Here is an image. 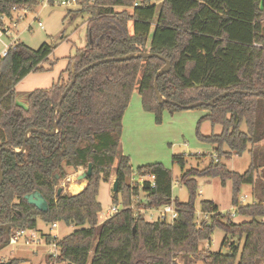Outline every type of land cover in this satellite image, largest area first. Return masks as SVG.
<instances>
[{
	"label": "trees",
	"instance_id": "1",
	"mask_svg": "<svg viewBox=\"0 0 264 264\" xmlns=\"http://www.w3.org/2000/svg\"><path fill=\"white\" fill-rule=\"evenodd\" d=\"M78 1L81 6L71 10L89 15L87 43L56 82L29 93L27 107L16 102L15 86L29 73L45 71L43 63L55 46L44 42L32 49L19 42L0 60V150L11 148L0 152V250L16 230L35 229L41 219L45 224L58 221L75 227L59 240L57 263L264 264V93L255 94L264 91V0ZM38 4L39 0H0V17L10 15L13 6L34 9ZM141 51L170 61V70L157 78L158 91L169 102L160 104L153 87L156 72L165 64L162 59L105 62L76 77L61 104L54 133L30 132L24 151H12L23 145L29 129L53 130L72 62L80 70L100 59ZM135 88L142 108L152 112L157 123L164 109L172 113L231 91L212 106L195 107L208 111L198 120L197 137L214 146L218 160L211 157L203 169L191 168L180 175L189 193L186 201L172 199V173L160 162L136 169L140 175L153 174L154 187L131 186L127 181L132 166L129 156L120 152L119 142L123 115ZM202 121L220 125L221 132L203 135L199 132ZM245 151L251 162L242 174L231 171L218 157ZM171 162L182 169L186 156L173 154ZM89 163L91 175L81 192L57 194L55 186L68 168H87ZM112 169L119 182L114 202L120 193L126 207L142 192L140 205L160 207L173 202L177 218L150 221L126 207L98 223L99 186ZM199 175L219 177L222 185L232 181L235 204L239 185L253 186V202L236 210L241 219H228L214 201L202 200L200 210L206 218L197 223L194 198ZM34 191L47 201L46 212L25 200ZM215 228L224 232L220 246L226 252L201 245L203 241L210 244Z\"/></svg>",
	"mask_w": 264,
	"mask_h": 264
},
{
	"label": "rangeland",
	"instance_id": "2",
	"mask_svg": "<svg viewBox=\"0 0 264 264\" xmlns=\"http://www.w3.org/2000/svg\"><path fill=\"white\" fill-rule=\"evenodd\" d=\"M34 11L11 12V16L4 19L5 24L9 25L11 29L7 33L8 35L3 33L0 37V55L4 44L9 43L15 36H17L16 41L32 49L38 48L44 42L55 46L48 57V61L43 63L46 70L29 73L15 86L16 102L23 107H27L29 93L35 89L49 88L52 83L56 82L66 69L69 61L76 55L77 50L87 43L86 21L89 15L86 12L76 14L74 10L60 6L42 9L35 7ZM20 15H24L23 19H18ZM36 15L43 28L37 25L38 21L34 19ZM11 19L17 21L15 27L11 26ZM28 25H31V29H26ZM64 77L66 79L67 75L65 74ZM131 112L138 113V115L132 122H129L127 117ZM206 112L207 110L203 108L182 109L172 113L164 109L161 114V121L157 123L152 112L142 109L141 97L135 88L123 117L125 122L119 142V150L120 147L122 150L124 149L123 142L125 143L126 149L123 153L129 156L132 172H136L137 167L146 165L147 162H160L172 173V199L176 198L181 202L186 201L189 193L186 186L180 181V175L191 168L203 169L211 162V157L213 158L216 155L212 144L200 141L197 137L198 120ZM241 128L245 131L244 125ZM199 132L203 135L219 133L221 132V126L202 121L199 125ZM223 149L227 150V147L224 146ZM173 154H184L186 156L184 168L181 169L179 165L172 164L171 156ZM218 157L220 162H223L231 171L239 174L244 173L251 162L248 151L232 154L228 158L223 155ZM71 170L68 168L67 174ZM113 178L114 169H112L110 176L100 183L97 199L101 204V212L97 215L98 223L102 222L101 218L107 209L121 203L120 193L117 194V202H114L111 197L110 188ZM196 180L197 187L194 198L196 215L200 213V201L202 200L214 201L222 210L220 211L226 214L234 212L233 207L236 204L231 200L233 193L232 181L227 180L222 185L219 177L200 175L196 177ZM127 181L131 185L130 177ZM80 184L83 188L86 182L81 181ZM252 190L253 186L251 184L243 183L239 185L236 193L237 198L239 199L244 195L247 197L243 205L253 202ZM143 199L144 194L140 192L139 198L132 197L128 206L132 205L136 208L140 206ZM234 219L239 220L241 217L234 212ZM74 229L73 225L64 222H59L57 227L51 229L41 219H37L36 228L33 231L35 236L39 237L40 243H43L42 236L45 234L55 233L58 238H62ZM223 236L224 232L221 228L213 230L211 249L218 250L221 247L220 243ZM203 244L204 242L201 243V245ZM47 249L46 246L35 247L22 243L7 245L0 250V263L11 259H20L17 264H50L51 260L49 261L47 257ZM221 251L226 252V248L221 247Z\"/></svg>",
	"mask_w": 264,
	"mask_h": 264
},
{
	"label": "built area",
	"instance_id": "3",
	"mask_svg": "<svg viewBox=\"0 0 264 264\" xmlns=\"http://www.w3.org/2000/svg\"><path fill=\"white\" fill-rule=\"evenodd\" d=\"M136 5V4H135ZM54 6H60L64 7L67 9H77L81 6L78 0H39L38 7L45 8V7H54ZM29 11H34V9L29 8L28 6H25L23 8H18L16 6H13L10 10V15L5 16L2 15L0 18L4 22V19L6 17L11 16V12H29ZM36 12V11H34ZM24 15H20L18 19H23ZM34 19H37V15L35 16ZM38 23L37 25L40 28H43L42 23L37 19ZM11 26L15 27L17 25V21H13L11 19ZM11 27L9 25H6L4 22V25L0 27V37L2 34L9 33ZM26 29H31V25L26 26ZM17 40V36H15L9 43L4 44V48L2 49L0 59L5 57L9 50L14 48L17 43H19ZM213 159L215 161L218 160L217 156L214 155ZM80 171H73L71 174H67L64 178H62L58 184L55 186V188L61 187L63 193L67 194H77L81 192L83 189L82 185L79 183V181L76 180V177L79 175ZM130 183L131 186L134 184H137L139 187H142L144 183H148L150 187L155 186V178L153 174H137L136 172H132L130 176ZM72 184L74 186L72 187ZM245 199H247L246 195L243 197H240L238 199L237 204L233 207L234 212H236L237 208L245 202ZM263 205H264V199H263ZM128 208H131L134 211V214L136 216H141L147 220L153 221V220H166V221H174L177 218V210L173 204V202L164 204L160 207H145L144 205H140L138 207H134L132 205L126 206ZM124 205L119 203V205H114L111 206L107 211L105 212L104 216L101 218L102 222L105 221L106 219L110 218L114 214L118 213L120 210L126 208ZM99 211L98 213H100ZM234 212H228L227 213V218L228 219H234ZM224 213V212H222ZM100 216V215H99ZM197 218V223L199 224L202 219L206 218V214L200 213ZM58 221H55L53 223L47 224L50 226V228H55L58 225ZM34 229H18L16 230L9 238V242L7 245H15L22 243L24 245H31V246H46L48 247L47 249V257L49 258V261L51 260L50 264H63V263H57V257L59 256V246L58 242L61 238H58L55 233H48L42 236L43 243H40L39 237L35 236V233L33 231ZM49 236L50 240H47V237Z\"/></svg>",
	"mask_w": 264,
	"mask_h": 264
},
{
	"label": "water",
	"instance_id": "4",
	"mask_svg": "<svg viewBox=\"0 0 264 264\" xmlns=\"http://www.w3.org/2000/svg\"><path fill=\"white\" fill-rule=\"evenodd\" d=\"M82 56H83V53H80V58ZM147 57H157V58L162 59L165 62V64L155 74L154 81H153V87H154L156 98H157V100H158V102L160 104L169 102L168 99L164 98L159 93L158 86H157V78H158L159 75L169 71L170 67H171V64H170V61L168 59H166L165 57H163L160 54H157V53H154V52H150V51H141V52H137V53H129V54L122 55V56L109 57V58H104V59H100V60L94 61V62L82 67L80 70H76L75 61H74V62L71 63V78H70V81L66 85V87L64 88V90H63V92H62V94H61V96L59 98L57 107H56V112L58 113V118H57V120L54 123L53 130L50 131V132H47V131L42 130V129H35V128L29 129L27 131V133H26L23 145L20 148L13 149L12 151L15 152V153L24 151L25 141H26V139H27V137H28L30 132H33V131L40 132L41 131V132H44V133H50L51 134V133H54L56 131V127H57L58 121H59V119L61 117V114H62L61 104H62L65 96L67 95L68 91L72 88V86H73V84H74V82L76 80V77L79 74H81L82 72H84V71H86V70H88V69H90V68H92V67H94L96 65H99V64H102V63H105V62H109V61H123V60H129V59H133V58H147ZM230 92L231 91H224L223 93L213 97L212 99H210L208 101H197L195 103H191L189 105L184 106V109H192V108H195V107H198V106H201V105L212 106V105H214L215 101L218 100L221 96L227 95ZM243 92H246V91H243ZM259 93H264V91L255 92V94H259ZM171 103L176 104L174 102H171ZM1 150H11V148L10 147H3ZM1 150H0V152H1ZM91 168H92V165H91V163H89L87 168L85 169V171H83L81 174H79L76 177V180L77 181L86 182L87 178L91 175ZM2 179H3V173H2L1 165H0V184L2 182ZM84 187H85V185L83 186L82 189H84ZM118 187H119L118 179H117V177L114 176L113 182H112V185H111V188H110L111 197H114L116 195V193L118 192ZM61 192H62V188L58 187L57 188V194H60ZM24 198L30 205L35 206L39 211H41V212H46L47 211V208H48L47 201L45 200V198L42 196V194L40 192L34 191L32 193H29V194L25 195ZM0 209H1V203H0ZM0 264H10V263H9V261H7V262H1ZM63 264H73V263L65 262Z\"/></svg>",
	"mask_w": 264,
	"mask_h": 264
},
{
	"label": "crops",
	"instance_id": "5",
	"mask_svg": "<svg viewBox=\"0 0 264 264\" xmlns=\"http://www.w3.org/2000/svg\"><path fill=\"white\" fill-rule=\"evenodd\" d=\"M127 109V108H126ZM143 109V108H142ZM126 111V110H125ZM208 112V111H207ZM206 112V113H207ZM124 114H125V112H124ZM138 115V113H136V114H134V113H129V115H128V117H127V120L129 121V122H132V120H134L135 119V117ZM205 115V114H204ZM123 117H124V115H123ZM123 121V120H122ZM124 122L125 121H123V126H122V128L124 127ZM261 143H264V140L261 142ZM123 144H124V149H126V147H125V143L123 142ZM122 150V148L120 147V152L122 153V154H124V155H127V154H125V153H123L125 150ZM128 156V155H127ZM131 162V161H130ZM148 164H150L151 162H147ZM71 170V169H70ZM73 171H75V170H73ZM72 170L70 171V173L69 174H71L72 172H73ZM77 171H80V168L77 170ZM221 210V209H220ZM222 211V210H221ZM200 213H201V210H200ZM200 213H198L197 215H196V217H198V215L200 214ZM233 220H236V219H233ZM204 242V244H203V246H210V248H211V242H212V240L210 241V244L208 245V243H207V241H203ZM192 264H205L202 260H195Z\"/></svg>",
	"mask_w": 264,
	"mask_h": 264
},
{
	"label": "flooded vegetation",
	"instance_id": "6",
	"mask_svg": "<svg viewBox=\"0 0 264 264\" xmlns=\"http://www.w3.org/2000/svg\"><path fill=\"white\" fill-rule=\"evenodd\" d=\"M85 169H86V168H80V172H79V174H81L83 171H85ZM79 183H81V181H79ZM61 193H63V191H62Z\"/></svg>",
	"mask_w": 264,
	"mask_h": 264
},
{
	"label": "bare ground",
	"instance_id": "7",
	"mask_svg": "<svg viewBox=\"0 0 264 264\" xmlns=\"http://www.w3.org/2000/svg\"><path fill=\"white\" fill-rule=\"evenodd\" d=\"M74 186V184H72Z\"/></svg>",
	"mask_w": 264,
	"mask_h": 264
}]
</instances>
